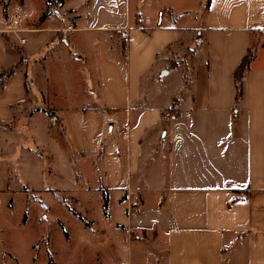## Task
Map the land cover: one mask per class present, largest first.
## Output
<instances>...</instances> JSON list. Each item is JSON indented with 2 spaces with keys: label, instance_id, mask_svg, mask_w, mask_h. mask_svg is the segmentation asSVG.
Returning a JSON list of instances; mask_svg holds the SVG:
<instances>
[{
  "label": "crops",
  "instance_id": "obj_1",
  "mask_svg": "<svg viewBox=\"0 0 264 264\" xmlns=\"http://www.w3.org/2000/svg\"><path fill=\"white\" fill-rule=\"evenodd\" d=\"M38 1L25 44L0 24V155L67 151L81 228L15 264H264V0Z\"/></svg>",
  "mask_w": 264,
  "mask_h": 264
},
{
  "label": "rangeland",
  "instance_id": "obj_2",
  "mask_svg": "<svg viewBox=\"0 0 264 264\" xmlns=\"http://www.w3.org/2000/svg\"><path fill=\"white\" fill-rule=\"evenodd\" d=\"M26 6L22 12L18 0H0V24L10 23L16 15L21 22L34 15L38 16V0H28ZM55 9H58L57 6ZM36 107H26L22 114H28ZM44 110L50 117L54 116V103L48 102ZM19 126L17 124V130L25 132L26 126L28 127L27 119ZM13 127L16 128V125ZM50 131L59 134L62 132V123L54 118L50 123ZM55 134L43 142V145L49 147L48 150L51 146H56ZM16 142L17 145L4 148L9 152L7 155H0V264H15L11 256H15L22 263L30 261L32 244L50 243L52 247L59 248L65 233L57 221L58 217L64 220L65 230L72 236L77 235L81 228L76 218L65 212L61 200L66 194L64 190L75 191L78 184L74 169L68 167L64 160L69 159L66 158L67 151L57 149L55 161L53 157L49 158L48 164L45 151L37 149L29 139L17 135ZM28 149L38 153L32 155ZM42 251L43 255L40 252L38 259L43 256L47 258L46 252Z\"/></svg>",
  "mask_w": 264,
  "mask_h": 264
},
{
  "label": "trees",
  "instance_id": "obj_3",
  "mask_svg": "<svg viewBox=\"0 0 264 264\" xmlns=\"http://www.w3.org/2000/svg\"><path fill=\"white\" fill-rule=\"evenodd\" d=\"M45 14L46 13H44L42 15V17ZM253 50L254 49L251 46L248 49L247 53L242 58V60L240 61V63L238 64V66L236 67L235 71H234V82H235V87H236V96H235L236 103L239 101V99L241 97V94H242V75H243L244 69L246 68V66L250 63V61L254 57V51ZM13 72H14V69H9V70L3 72L1 74V80L5 79L9 75H11ZM178 101H179L178 98H173L172 99L169 107L164 112V116H168V115H172V114H177L178 113V109H177ZM103 198H104V208L106 209L108 197H107V195L105 193H104V197ZM236 199L237 198H232L230 200V204L232 202H234Z\"/></svg>",
  "mask_w": 264,
  "mask_h": 264
},
{
  "label": "built area",
  "instance_id": "obj_4",
  "mask_svg": "<svg viewBox=\"0 0 264 264\" xmlns=\"http://www.w3.org/2000/svg\"><path fill=\"white\" fill-rule=\"evenodd\" d=\"M25 30L27 29L19 27L17 18H14L12 20V23L4 29L5 32L11 33L14 36L16 43L20 45L25 44L27 42L26 36L22 35Z\"/></svg>",
  "mask_w": 264,
  "mask_h": 264
}]
</instances>
